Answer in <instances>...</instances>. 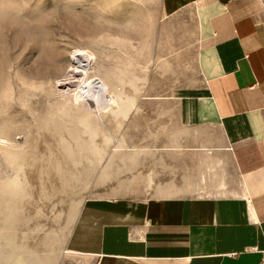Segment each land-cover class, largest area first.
Masks as SVG:
<instances>
[{
    "label": "crops",
    "instance_id": "1",
    "mask_svg": "<svg viewBox=\"0 0 264 264\" xmlns=\"http://www.w3.org/2000/svg\"><path fill=\"white\" fill-rule=\"evenodd\" d=\"M161 8L195 14L198 83L172 100L132 104L137 140L149 144L123 141L118 151L124 188L136 192L86 199L58 264H260L264 0H162Z\"/></svg>",
    "mask_w": 264,
    "mask_h": 264
},
{
    "label": "rangeland",
    "instance_id": "2",
    "mask_svg": "<svg viewBox=\"0 0 264 264\" xmlns=\"http://www.w3.org/2000/svg\"><path fill=\"white\" fill-rule=\"evenodd\" d=\"M161 5L162 0H0V229L11 212L14 245L40 264L60 262L86 199L136 192L124 188L119 143L149 144L137 140L139 120L115 119L98 103L90 114L97 132L92 141L101 150L96 158L81 119L90 110L75 103L73 92L61 95V82L118 76L124 83L115 79V88L136 101L172 100L173 92L198 83L195 14L185 8L167 15ZM78 50L93 57L86 76L69 74L78 66ZM156 124L144 121L143 132ZM4 152L20 156L9 164ZM17 166L19 199L3 189Z\"/></svg>",
    "mask_w": 264,
    "mask_h": 264
},
{
    "label": "bare ground",
    "instance_id": "3",
    "mask_svg": "<svg viewBox=\"0 0 264 264\" xmlns=\"http://www.w3.org/2000/svg\"><path fill=\"white\" fill-rule=\"evenodd\" d=\"M172 2L176 4L179 2V0H172ZM92 58L93 57L91 54L89 55L82 50L74 52L73 63L75 62L76 64H78V66H71V68L69 69V74L77 77L86 76L87 73L92 70ZM97 75L94 76L95 80H89L87 77L81 79L80 82H78L77 84L78 86L76 87L72 98L75 103L79 102L85 104L87 105L86 109L90 110L88 112H84L85 114L83 118H81L82 125L91 139V145L89 147V150H91V152L96 155L95 157L99 159L101 157V150L100 147L95 145L94 141H92L97 132L95 131L94 126L90 125V120L92 119L90 117V114L93 111H96L95 109L97 108L99 103L105 105L106 113H109L113 118L121 121L126 120L132 110V104L136 101V96L130 94H123L122 89H119L118 91L115 88V79L117 84L124 83L123 80L120 79L118 76H111L113 78V80H111L105 77L103 74L99 73ZM67 79L68 78L65 79L66 81L64 80L63 82H61L62 84L60 82L59 83L61 85H66L69 83ZM129 82H132L133 86L135 85L134 78H132ZM134 90L136 91V88H134ZM104 141L105 143H109L110 137L105 136ZM124 147V142L121 141V143H119V148ZM121 154L123 155L122 161H125V153L121 152ZM3 155L9 164L13 163V160L17 159L20 156L18 152H4ZM20 168V166H17V168L13 170L14 175L11 177L7 176V179L3 185V189L7 193L15 195L13 197L16 199L22 197V180L19 174ZM143 183L145 185V188L150 186L148 177H145L143 179ZM5 216L6 220L3 222V226L0 229V236L6 237V240H0V264H8L10 262L18 264H40L35 259L33 253L31 254L27 250L24 251L22 249L18 251V247L21 246H15L14 241L11 238V236L13 235L12 227H14L15 224L13 214L9 212L8 215ZM43 263L46 264L45 262Z\"/></svg>",
    "mask_w": 264,
    "mask_h": 264
},
{
    "label": "built area",
    "instance_id": "4",
    "mask_svg": "<svg viewBox=\"0 0 264 264\" xmlns=\"http://www.w3.org/2000/svg\"><path fill=\"white\" fill-rule=\"evenodd\" d=\"M68 81H69V83L68 84H66V85H61L63 88L61 89V91H60V94L61 95H65V96H68V95H70V93H74V91H75V89H76V87L78 86V85H76V81L74 82V81H72V79H70V78H68L67 79ZM66 81V80H65ZM261 254H262V257H261V261H260V264H264V249L263 250H261Z\"/></svg>",
    "mask_w": 264,
    "mask_h": 264
}]
</instances>
